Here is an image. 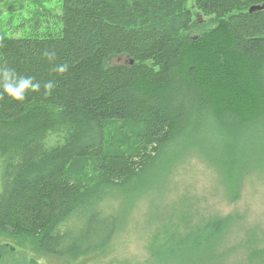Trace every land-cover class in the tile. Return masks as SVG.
Returning <instances> with one entry per match:
<instances>
[{"label": "trees", "instance_id": "1", "mask_svg": "<svg viewBox=\"0 0 264 264\" xmlns=\"http://www.w3.org/2000/svg\"><path fill=\"white\" fill-rule=\"evenodd\" d=\"M44 1H60L62 14L0 37V72L41 85L22 102L0 95V239L31 235L46 264H93L133 201L154 188L162 196L183 158L215 166L229 187L243 184L244 169L264 156V9L250 11L264 0ZM194 14L213 27L194 35L206 23ZM119 56L127 63L107 64ZM119 124L128 137L113 144ZM81 162L96 171L86 185L71 172ZM177 198V221L151 242L156 255L209 264L228 217L193 224L188 198ZM249 260L264 264V247Z\"/></svg>", "mask_w": 264, "mask_h": 264}, {"label": "rangeland", "instance_id": "2", "mask_svg": "<svg viewBox=\"0 0 264 264\" xmlns=\"http://www.w3.org/2000/svg\"><path fill=\"white\" fill-rule=\"evenodd\" d=\"M190 4V3H189ZM188 4H181L170 15L173 27ZM62 14L60 1H16L0 5V37L1 34L20 35L23 33V23L28 25L27 30H37L39 20L45 19L48 13ZM195 13V11H194ZM43 14V16H39ZM194 19L205 22L202 16ZM50 16V15H49ZM52 16V15H51ZM200 24V23H199ZM40 26L42 24H39ZM213 25L207 20L201 23L194 35H198ZM46 26L42 25L41 31ZM200 31V32H199ZM127 63L125 56L110 58L108 65H122ZM112 143H117L121 137L128 135L121 125H117L112 133ZM133 140L128 143L130 147ZM88 162L78 163L71 172L78 177L84 176L83 184L91 182L96 176L88 169ZM213 167V168H212ZM208 166L197 157L183 158L181 163L174 167L165 183L162 196L158 197L155 188L151 194H143L139 199H133L129 206L130 213L124 221V226L115 235L110 246V252L103 259L93 264H176L170 259L157 257V246L151 242L160 230L162 235L171 227L172 221H177L175 213L170 210L169 204L184 195L188 199L184 206L188 214L184 215L193 224L200 222L203 217H228L229 228L226 231L220 255L207 257L209 264H250V252L253 249L264 247V156L259 161L246 167L243 184L229 187L223 181L222 174L215 166ZM3 189V164L0 161V192ZM155 196V197H154ZM193 198V199H192ZM121 212V211H120ZM181 226V232L186 225ZM0 245H9L12 251L7 252L0 264H46L47 260L38 253L37 243L31 235L19 233L12 239H0ZM53 264H63L53 261Z\"/></svg>", "mask_w": 264, "mask_h": 264}, {"label": "clouds", "instance_id": "3", "mask_svg": "<svg viewBox=\"0 0 264 264\" xmlns=\"http://www.w3.org/2000/svg\"><path fill=\"white\" fill-rule=\"evenodd\" d=\"M57 71L59 73H64L67 71V65L60 66ZM0 79H2V94H6L11 99L22 102L26 99L27 93L38 92L41 85L38 82H34L32 77H17L16 73L9 69H4L0 72ZM53 84L51 82L44 85L46 93H50L53 88Z\"/></svg>", "mask_w": 264, "mask_h": 264}, {"label": "water", "instance_id": "4", "mask_svg": "<svg viewBox=\"0 0 264 264\" xmlns=\"http://www.w3.org/2000/svg\"><path fill=\"white\" fill-rule=\"evenodd\" d=\"M258 10H261V9H259V8H252L251 12L258 11ZM132 63H133V61H131V64ZM9 251H12V247H10L9 245H0V260Z\"/></svg>", "mask_w": 264, "mask_h": 264}, {"label": "bare ground", "instance_id": "5", "mask_svg": "<svg viewBox=\"0 0 264 264\" xmlns=\"http://www.w3.org/2000/svg\"><path fill=\"white\" fill-rule=\"evenodd\" d=\"M255 8H259V9H264V7H255ZM252 10V8L250 9V11ZM133 64V63H132Z\"/></svg>", "mask_w": 264, "mask_h": 264}]
</instances>
